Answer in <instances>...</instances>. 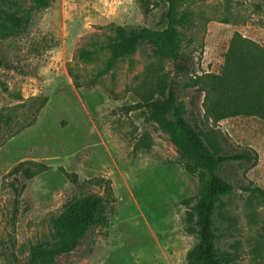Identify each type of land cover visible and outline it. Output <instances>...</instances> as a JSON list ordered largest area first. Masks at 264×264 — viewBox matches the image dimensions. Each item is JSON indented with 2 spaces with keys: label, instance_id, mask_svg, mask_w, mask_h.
<instances>
[{
  "label": "rangeland",
  "instance_id": "374dc122",
  "mask_svg": "<svg viewBox=\"0 0 264 264\" xmlns=\"http://www.w3.org/2000/svg\"><path fill=\"white\" fill-rule=\"evenodd\" d=\"M148 1L146 12L139 0H51L46 8L31 0L4 3L30 22L25 29L0 23V264H30L31 246L52 236L51 217L72 197L102 194L107 179L115 195L109 222L51 264L187 263L197 241L188 205L197 176L183 168L148 109L130 108L156 95L161 79L178 83L187 117L215 145L256 151L251 167L224 165L233 188L215 232L217 247L233 254L227 264H264V201L242 188L264 189V120H206L195 84L197 75L220 71L234 32L264 46V0H179L188 73L150 41L106 68L114 25L160 27L165 0ZM28 160L37 163L25 164L33 177L11 172ZM61 169L75 173L76 182Z\"/></svg>",
  "mask_w": 264,
  "mask_h": 264
},
{
  "label": "trees",
  "instance_id": "16d2710c",
  "mask_svg": "<svg viewBox=\"0 0 264 264\" xmlns=\"http://www.w3.org/2000/svg\"><path fill=\"white\" fill-rule=\"evenodd\" d=\"M6 1L0 0V23L8 22L16 29H25L30 22L28 15L5 10L3 5ZM31 1L40 8L48 7L51 2ZM139 1L143 11H148L149 1ZM178 2L165 0L166 8L161 14L158 28L114 25V35L107 43L111 56L106 68L131 55L138 43L150 41L161 56L173 61L177 71L188 73L187 60L181 51L179 27L183 17L178 15ZM195 84L198 93L202 95V115L206 120L216 123L233 116L264 120V46L234 32L224 53L220 71L197 75ZM177 85L172 79H161L156 95L130 108L145 106L148 109L150 119L169 134L183 168L197 176L198 192L188 204L197 241L187 251L186 264H227L233 254L217 247L218 236L215 232L216 214L224 203L223 197L233 188L223 174V167L235 161L251 167L256 164L258 155L256 151L247 149L225 152L215 145L208 130L187 117V109L179 100ZM46 101L47 97H44L37 110ZM25 164L37 163L32 160L21 161L11 172L21 170L26 178L33 177L34 171ZM61 170L71 181L76 182L75 173ZM102 186V194L87 193L72 197L66 201L58 215L51 217L52 236L31 246L28 258L30 264H51L55 256L80 244L90 229L109 222L115 195L110 180H105ZM242 188L264 201L262 187L249 183Z\"/></svg>",
  "mask_w": 264,
  "mask_h": 264
}]
</instances>
